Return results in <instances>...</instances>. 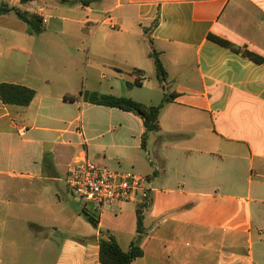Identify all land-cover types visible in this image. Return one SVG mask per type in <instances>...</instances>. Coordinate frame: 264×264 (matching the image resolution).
Wrapping results in <instances>:
<instances>
[{
  "label": "crops",
  "instance_id": "1",
  "mask_svg": "<svg viewBox=\"0 0 264 264\" xmlns=\"http://www.w3.org/2000/svg\"><path fill=\"white\" fill-rule=\"evenodd\" d=\"M7 4L24 10L21 0ZM75 4V13L86 12L84 19L54 16L45 5L25 11L44 16V30L66 34L74 58L84 45L75 25L91 26L88 56L111 71V95L148 105L159 103L147 101L137 89L153 94L151 100L179 96L164 107L160 129L149 134L144 148L146 129L139 116L59 90L77 81L78 66L74 74L53 80L29 72L22 58L12 59L13 46L0 51V83L37 91L29 106L5 105L0 99V264H101L103 230L123 249L130 248L137 237V204L97 211L68 194L66 173L83 156L150 178L143 256L133 264H264V63L209 39L214 34L264 58V0ZM147 38L148 49L141 42ZM169 47L195 53L190 76L177 86L180 77L165 61ZM140 49L143 58H134ZM153 50L169 73L163 84L156 77L153 85L148 78L156 75ZM177 59L182 61V53ZM136 79L142 86L128 87ZM123 80L126 89L115 93ZM84 209L97 211V228ZM57 222L67 233L58 244Z\"/></svg>",
  "mask_w": 264,
  "mask_h": 264
},
{
  "label": "rangeland",
  "instance_id": "2",
  "mask_svg": "<svg viewBox=\"0 0 264 264\" xmlns=\"http://www.w3.org/2000/svg\"><path fill=\"white\" fill-rule=\"evenodd\" d=\"M80 0H40L37 3H28L23 6L24 10H36L38 5H45L48 9L50 14L58 17H66V19L71 18H82L84 19L86 16V12L80 8L78 13L74 12V8L77 6L75 4ZM7 3L8 0H0V5L2 3ZM67 24L70 23V20L66 22ZM77 28L78 34L83 35L84 45L81 48L80 53L76 54V58L74 56L75 51L71 47L72 45L69 43L66 34L59 32V30H44L40 34L31 35L27 31V26L24 21H22L15 13L7 14L6 16H0V39H3L2 43H0V51L8 52L10 48L13 46V58H22L24 63L27 66V70L31 73L40 75V76H48L53 80H56L59 76H67L70 74H74L75 69L80 70L76 72L78 79L75 83L71 84L68 87L60 88V91H64L68 94H79L81 90L87 91H97L101 94H110V80L109 77H112V73L108 69H104L101 64H99L93 57L88 56V38L91 26L86 24L84 25H75ZM71 32V31H70ZM99 32H108L106 29H99ZM144 45V48L148 49L150 46V41L143 40L141 41ZM158 48V46H155ZM159 49V48H158ZM26 52V54H24ZM182 53L183 59L182 61H178L177 55ZM29 54V55H28ZM73 54V55H71ZM142 56L143 53L140 54L136 53L134 58ZM144 60L152 63L144 55ZM165 61L169 65L172 75H177L180 77L179 81L177 82L176 86L182 83L183 81L186 82L188 77L191 74V69L195 66V53L190 49H177L175 47H169L167 49V53L165 56ZM24 66V65H23ZM76 67V68H75ZM184 72L179 74L180 70ZM85 70L87 71V76L85 78ZM107 75V80L102 78V75ZM150 77L151 84L155 85L158 84L155 74H149L148 78ZM122 87L116 88L115 93H121L124 89H126V83L123 80L121 83ZM137 93L143 94L147 101H155L154 104L160 103V99L158 100H151L154 99V95L148 93L147 91L137 89L135 91ZM136 95V94H135ZM110 170H116L115 168H108ZM119 171V170H117ZM125 172H133L140 175L139 172L132 171V170H122ZM145 176V175H144ZM69 188V187H68ZM69 191L68 194L76 199L79 200V197L74 194L70 188L67 189ZM61 205H64V202H61ZM71 207H75V205H71ZM58 212V210H57ZM57 218L60 216L57 213ZM58 221V220H57ZM57 232H56V242L58 244L59 241H62L65 236L67 235L66 229L62 226V222H57ZM55 254H58V248H56ZM52 254L50 253V257Z\"/></svg>",
  "mask_w": 264,
  "mask_h": 264
},
{
  "label": "trees",
  "instance_id": "3",
  "mask_svg": "<svg viewBox=\"0 0 264 264\" xmlns=\"http://www.w3.org/2000/svg\"><path fill=\"white\" fill-rule=\"evenodd\" d=\"M31 1L35 0H21L23 4L29 3ZM89 1L90 0H80L81 3H88ZM11 12H14L22 21L27 24V31L29 34H40L44 31L43 19L38 14L31 13L16 7H9V5L4 2L0 5V16ZM209 39L234 51L242 52L244 56L249 57L257 63H264V58L262 56L247 49L242 50L224 38L210 34ZM150 57L154 61L157 79L161 84L165 83L168 80L169 73L160 58V54L153 50L150 53ZM135 71L139 72L140 70ZM133 86H142V81L140 79H136L135 82L128 83V87ZM36 94L37 91L35 89L25 85L8 82L0 83V99L5 105L29 106L35 99ZM79 95L83 96V99L86 102L100 106L117 108L139 116L143 120L146 129L143 136L144 148H146V142L149 134L151 132H157L160 129V115L164 107L179 96L178 93L165 95L163 100L158 105H148L127 96L101 94L99 92L85 90H81ZM71 98L76 99L77 96ZM151 205V195L145 204L137 205V237L131 243L128 250H125L121 247L117 238L110 231H100L99 262L101 264H133L136 259L143 256L141 242L147 233L144 225V214ZM84 214L87 221L97 228L99 225V214L97 211H88L84 209Z\"/></svg>",
  "mask_w": 264,
  "mask_h": 264
},
{
  "label": "built area",
  "instance_id": "4",
  "mask_svg": "<svg viewBox=\"0 0 264 264\" xmlns=\"http://www.w3.org/2000/svg\"><path fill=\"white\" fill-rule=\"evenodd\" d=\"M38 15L44 22V16ZM108 20L111 26L117 25L111 16H108ZM66 183L74 194L93 205L97 211L116 203L145 204L151 195L148 176L110 170L86 156L77 157L69 166Z\"/></svg>",
  "mask_w": 264,
  "mask_h": 264
}]
</instances>
